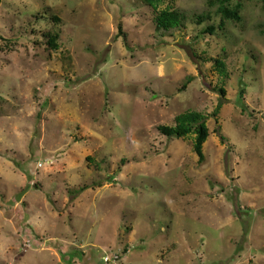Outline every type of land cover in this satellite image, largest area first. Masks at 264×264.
Masks as SVG:
<instances>
[{
    "label": "rangeland",
    "instance_id": "374dc122",
    "mask_svg": "<svg viewBox=\"0 0 264 264\" xmlns=\"http://www.w3.org/2000/svg\"><path fill=\"white\" fill-rule=\"evenodd\" d=\"M229 5L0 0V264H264V4Z\"/></svg>",
    "mask_w": 264,
    "mask_h": 264
},
{
    "label": "trees",
    "instance_id": "16d2710c",
    "mask_svg": "<svg viewBox=\"0 0 264 264\" xmlns=\"http://www.w3.org/2000/svg\"><path fill=\"white\" fill-rule=\"evenodd\" d=\"M144 3L153 8L156 12V19H155V25L157 31H169L172 29H178L183 27L184 23L187 20V16L177 10L167 8L163 10H159L160 5L164 3L165 1H173V0H143ZM231 0H209V6L213 7L215 6L216 2L220 3V7L218 9V14L220 15V24L218 26L219 30H223L225 28V24L228 21H234V22H240L241 21V7L238 5L236 7H231L229 5ZM264 4V0H262ZM208 20V15H203L198 17V25H203L204 21ZM215 31V28L209 26L205 33L207 34H213ZM59 36L56 35H50L48 37L47 44L48 46L53 50H57L60 48L59 44ZM217 64L221 65L220 68H223V63H220V61H216ZM223 70L219 71L221 74H223ZM192 78V77H191ZM193 79V78H192ZM193 81V80H192ZM187 85H185L184 88H186ZM220 93L225 96V91L223 89H220ZM175 126H162L159 128L161 133L164 136L167 137H176L179 139L187 138L189 136H194V152L199 158L200 162L204 161V145L207 142L210 131L207 125V117L203 115L200 112L195 111H189L185 114L179 115L175 119Z\"/></svg>",
    "mask_w": 264,
    "mask_h": 264
},
{
    "label": "built area",
    "instance_id": "2783aa9c",
    "mask_svg": "<svg viewBox=\"0 0 264 264\" xmlns=\"http://www.w3.org/2000/svg\"><path fill=\"white\" fill-rule=\"evenodd\" d=\"M39 167H42V165H41V166H39ZM106 262H109V259H108V258L106 259Z\"/></svg>",
    "mask_w": 264,
    "mask_h": 264
}]
</instances>
